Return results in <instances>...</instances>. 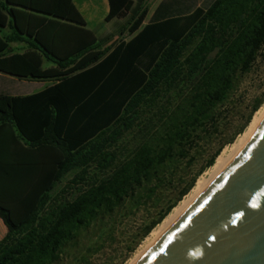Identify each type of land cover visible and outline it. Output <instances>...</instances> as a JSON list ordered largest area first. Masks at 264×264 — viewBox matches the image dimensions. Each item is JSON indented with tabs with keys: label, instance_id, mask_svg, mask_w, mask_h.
<instances>
[{
	"label": "trees",
	"instance_id": "trees-1",
	"mask_svg": "<svg viewBox=\"0 0 264 264\" xmlns=\"http://www.w3.org/2000/svg\"><path fill=\"white\" fill-rule=\"evenodd\" d=\"M108 1L116 30L97 38L72 0H29L22 32L0 0V71L51 81L1 94L0 124L61 153L21 222L0 206V264H55L89 229L74 263L117 245L106 264H123L264 102L240 93L264 58V0H161L148 18V0Z\"/></svg>",
	"mask_w": 264,
	"mask_h": 264
},
{
	"label": "water",
	"instance_id": "water-1",
	"mask_svg": "<svg viewBox=\"0 0 264 264\" xmlns=\"http://www.w3.org/2000/svg\"><path fill=\"white\" fill-rule=\"evenodd\" d=\"M134 264H264V118L247 145Z\"/></svg>",
	"mask_w": 264,
	"mask_h": 264
},
{
	"label": "crops",
	"instance_id": "crops-1",
	"mask_svg": "<svg viewBox=\"0 0 264 264\" xmlns=\"http://www.w3.org/2000/svg\"><path fill=\"white\" fill-rule=\"evenodd\" d=\"M12 13V20L18 31L26 28L29 0H6ZM84 19L86 28L97 37L115 33L117 19L105 22L109 12L108 0H72ZM149 0L147 1L148 4ZM201 1H199L200 3ZM158 5V4H157ZM157 5L150 9L147 18ZM146 18V20H147ZM146 20L144 22H146ZM11 48L19 51L22 45L11 43ZM49 80H32L0 71V95H25L36 93L49 86ZM9 102H0V109L7 108ZM61 153L49 146L32 148L20 141L9 123L0 124V206L8 211L14 223L21 222L35 206L38 197L51 182ZM6 227L0 218V238Z\"/></svg>",
	"mask_w": 264,
	"mask_h": 264
},
{
	"label": "bare ground",
	"instance_id": "bare-ground-1",
	"mask_svg": "<svg viewBox=\"0 0 264 264\" xmlns=\"http://www.w3.org/2000/svg\"><path fill=\"white\" fill-rule=\"evenodd\" d=\"M264 118V102L260 108L254 113L251 121L245 130L237 137V139L228 147L222 149L216 157L215 162L204 175L196 180L190 192L165 216V218L150 232L149 242L143 249L139 250L129 264H134L143 253L160 238L184 213L190 205L199 197V195L210 185L214 179L228 166V164L237 156V154L247 145L252 138L257 127Z\"/></svg>",
	"mask_w": 264,
	"mask_h": 264
},
{
	"label": "rangeland",
	"instance_id": "rangeland-1",
	"mask_svg": "<svg viewBox=\"0 0 264 264\" xmlns=\"http://www.w3.org/2000/svg\"><path fill=\"white\" fill-rule=\"evenodd\" d=\"M160 1L161 0H149L148 4L150 6V9H153L157 4H159ZM207 2H209V0H207L206 3L204 4H207ZM115 27L116 26H114V28L113 27L110 28V30H114ZM263 87H264V58L255 66L253 71L249 75H247V77L245 78V80L241 85L240 93L243 95L245 100H248L255 94H258L261 91V89H263ZM208 170L209 169H207L206 171ZM206 171L203 172L201 175H204ZM140 221L141 220L139 215L136 216L135 218L129 219L126 222L127 230H131V231L134 230L138 226ZM149 235L150 233L138 244L135 251L123 264H129L132 260L131 258H133L139 250L144 248L146 243H148L150 240ZM94 236L95 234L92 232V229L82 232L79 237V240L77 241V244L67 246L65 248L64 253L61 255L59 261H57L55 264H75L74 263L75 258L77 256L82 255L85 252L84 250L85 245L88 243L89 239ZM118 241H120V238L118 239ZM115 249H118V252L116 253V255H118L116 259H118L121 256L120 252L122 250L120 247L116 245L114 247H105L100 253L89 257V264H106L107 259L114 255Z\"/></svg>",
	"mask_w": 264,
	"mask_h": 264
}]
</instances>
